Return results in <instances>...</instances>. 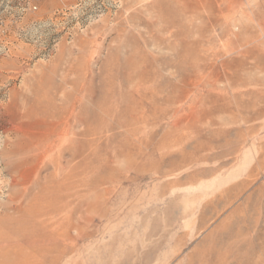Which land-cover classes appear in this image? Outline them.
Returning a JSON list of instances; mask_svg holds the SVG:
<instances>
[{"label": "rangeland", "instance_id": "1", "mask_svg": "<svg viewBox=\"0 0 264 264\" xmlns=\"http://www.w3.org/2000/svg\"><path fill=\"white\" fill-rule=\"evenodd\" d=\"M72 63L73 140L1 161ZM0 114V264H264V0H0Z\"/></svg>", "mask_w": 264, "mask_h": 264}, {"label": "bare ground", "instance_id": "2", "mask_svg": "<svg viewBox=\"0 0 264 264\" xmlns=\"http://www.w3.org/2000/svg\"><path fill=\"white\" fill-rule=\"evenodd\" d=\"M57 69L58 65H53L49 68L44 67L42 73L40 72V74L34 75L33 80L37 81L38 83L37 87L32 90L33 95L35 96L29 97L26 94L22 93L23 96L26 95L27 97H23L24 99L21 101L16 94H13L8 104L4 105V110L7 113L9 119L11 120L10 122L18 125L19 130L17 131L16 142H19L17 143L13 151L7 153L3 152L4 158H1V161L6 159V157L10 154L17 155L22 152H26L25 154H29L36 150L39 151V153H42L47 148L52 149L53 147H57L58 143L62 142L67 136V133L64 135V132H62L56 134L55 139H52L55 136L54 132L58 129V125H56L57 123L66 125L65 132L69 130L71 131L72 136L70 140H73V138L75 137L74 126L76 125L75 121L77 115L76 106L72 100L75 89L74 83L70 82V78H67L69 75L74 74L75 67L73 63L68 65V75L65 76V78L61 79V84H59L61 87L59 86L57 88L55 96H50V94L47 93V85H50L49 82H51L52 77H55ZM70 83L71 89L68 90L67 85H69ZM54 86L57 87L56 83L52 84V87ZM61 106L66 109L68 113L65 116L61 115L58 119H56L57 116L55 114V111L58 108H61ZM38 155H40L37 156L39 162L38 165L29 169L27 174L31 173L35 175L40 170V168H42L40 164L42 155ZM28 164V160H24L22 163L20 161L17 167H21V169L26 168ZM60 169H64V166H60ZM66 172L68 173V179L73 176V157L70 160V163L68 164V170ZM24 176L27 185L32 183V176ZM27 187L30 186L28 185ZM2 209L6 211L5 206H3Z\"/></svg>", "mask_w": 264, "mask_h": 264}]
</instances>
